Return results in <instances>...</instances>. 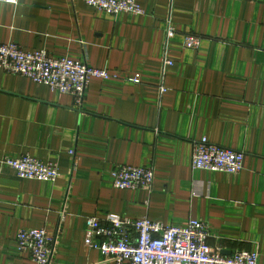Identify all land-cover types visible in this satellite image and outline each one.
<instances>
[{
    "label": "crops",
    "instance_id": "1",
    "mask_svg": "<svg viewBox=\"0 0 264 264\" xmlns=\"http://www.w3.org/2000/svg\"><path fill=\"white\" fill-rule=\"evenodd\" d=\"M136 1L143 14L0 1V44L113 75L91 78L77 102L0 67V264H33L16 243L30 227L51 238L49 264H114L84 244L86 219L107 213L197 219L220 253L256 251L264 264V0ZM168 18L176 33L166 44ZM187 33L202 37L197 49L183 47ZM203 137L242 151L243 169H193ZM23 154L56 163L55 181L19 178L2 163ZM118 165L152 166L151 188L113 187Z\"/></svg>",
    "mask_w": 264,
    "mask_h": 264
},
{
    "label": "built area",
    "instance_id": "2",
    "mask_svg": "<svg viewBox=\"0 0 264 264\" xmlns=\"http://www.w3.org/2000/svg\"><path fill=\"white\" fill-rule=\"evenodd\" d=\"M13 3L16 0H0ZM86 4L110 15L130 12L143 14L136 0H85ZM176 31L170 19L166 21L167 40ZM200 35H183V47L197 49ZM0 67L7 73L27 77L51 90L68 93L77 102L83 98L91 78L107 79L111 75L105 69L93 68L83 61L67 57H53L45 49L24 50L7 42L0 44ZM131 81L138 83L136 75ZM72 153V151L70 152ZM244 153L222 147L205 137L193 141L191 167L225 173H238L243 169ZM2 163L11 167L19 178L55 181L59 175L56 163L41 161L29 154L5 159ZM112 185L118 189H150L154 180L152 166L118 165L111 171ZM210 231L206 223L189 219L183 226L165 225L148 218L132 219L107 213L102 219L88 217L84 244L96 249L114 264H257L256 251L235 250L229 255L212 247L208 239ZM51 238L43 228L20 229L16 235L19 251H27L33 264H49Z\"/></svg>",
    "mask_w": 264,
    "mask_h": 264
}]
</instances>
